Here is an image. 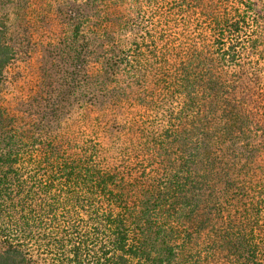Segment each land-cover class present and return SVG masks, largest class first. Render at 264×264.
Segmentation results:
<instances>
[{
	"label": "trees",
	"instance_id": "16d2710c",
	"mask_svg": "<svg viewBox=\"0 0 264 264\" xmlns=\"http://www.w3.org/2000/svg\"><path fill=\"white\" fill-rule=\"evenodd\" d=\"M0 264H264V0H0Z\"/></svg>",
	"mask_w": 264,
	"mask_h": 264
},
{
	"label": "rangeland",
	"instance_id": "374dc122",
	"mask_svg": "<svg viewBox=\"0 0 264 264\" xmlns=\"http://www.w3.org/2000/svg\"><path fill=\"white\" fill-rule=\"evenodd\" d=\"M7 14L9 15L7 24L14 25L16 31L21 32L22 35L19 37L23 40L24 48H30L28 54L23 55L8 69L7 76L10 77L11 75L13 80L11 93L8 94L11 97V94L15 96L16 91L25 95L30 91L33 92L35 87L39 86L35 72L42 71V68H44L41 65V59L54 61L53 58H56L60 54L63 44L57 46L56 42H53L54 40H43L49 32L60 35L61 31L59 30L58 33L56 28L46 19L47 17L44 18L45 12L41 8L34 9L33 6H30L26 10H23V8L17 10L16 8L10 7ZM41 41L44 44H41ZM33 47H36V49ZM29 55L31 57L30 59L27 58Z\"/></svg>",
	"mask_w": 264,
	"mask_h": 264
}]
</instances>
